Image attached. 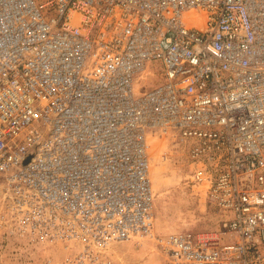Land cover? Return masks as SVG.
I'll use <instances>...</instances> for the list:
<instances>
[{
	"label": "built area",
	"instance_id": "obj_1",
	"mask_svg": "<svg viewBox=\"0 0 264 264\" xmlns=\"http://www.w3.org/2000/svg\"><path fill=\"white\" fill-rule=\"evenodd\" d=\"M156 151L218 230L155 235ZM0 178V264H264V0H0Z\"/></svg>",
	"mask_w": 264,
	"mask_h": 264
},
{
	"label": "rangeland",
	"instance_id": "obj_2",
	"mask_svg": "<svg viewBox=\"0 0 264 264\" xmlns=\"http://www.w3.org/2000/svg\"><path fill=\"white\" fill-rule=\"evenodd\" d=\"M148 71L151 72L148 79L141 80L137 76L136 80H141L144 84L143 88L151 89L163 81V70L160 63L154 62L149 66ZM159 152L154 155L156 164L153 167L151 164L150 171L155 193V235L161 237L181 232L218 230L223 219L222 215L208 201L203 187H192L185 182L187 169L182 156L174 154L171 161L162 162ZM1 181L0 178V183ZM111 251L113 264H164L165 262V257L155 239L136 238L113 246ZM30 258L31 256H27L21 264H33V261L28 262ZM5 259L1 264H13Z\"/></svg>",
	"mask_w": 264,
	"mask_h": 264
},
{
	"label": "bare ground",
	"instance_id": "obj_3",
	"mask_svg": "<svg viewBox=\"0 0 264 264\" xmlns=\"http://www.w3.org/2000/svg\"><path fill=\"white\" fill-rule=\"evenodd\" d=\"M148 79V78H147ZM150 79V78H149ZM157 153H158V151H156ZM157 153H155V154H157ZM157 157H158V155H156ZM156 157V158H157ZM155 159V158H154ZM156 160V159H155ZM156 163H155V161H153V163H152V167H153V165H155ZM152 180V179H151Z\"/></svg>",
	"mask_w": 264,
	"mask_h": 264
}]
</instances>
